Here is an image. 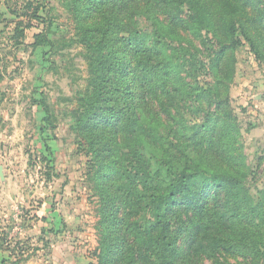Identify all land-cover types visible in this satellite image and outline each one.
Segmentation results:
<instances>
[{
  "label": "trees",
  "instance_id": "trees-1",
  "mask_svg": "<svg viewBox=\"0 0 264 264\" xmlns=\"http://www.w3.org/2000/svg\"><path fill=\"white\" fill-rule=\"evenodd\" d=\"M73 10L88 68L75 131L100 204L89 264H261L264 189L248 182L231 84L238 49L264 62V0Z\"/></svg>",
  "mask_w": 264,
  "mask_h": 264
},
{
  "label": "rangeland",
  "instance_id": "rangeland-1",
  "mask_svg": "<svg viewBox=\"0 0 264 264\" xmlns=\"http://www.w3.org/2000/svg\"><path fill=\"white\" fill-rule=\"evenodd\" d=\"M73 6L0 0V264L31 253L22 264L96 261L100 204L75 131L88 68ZM140 26L150 29L144 18ZM237 55L231 103L256 193L264 189V62L247 47Z\"/></svg>",
  "mask_w": 264,
  "mask_h": 264
},
{
  "label": "water",
  "instance_id": "water-1",
  "mask_svg": "<svg viewBox=\"0 0 264 264\" xmlns=\"http://www.w3.org/2000/svg\"><path fill=\"white\" fill-rule=\"evenodd\" d=\"M0 177H3L2 166L0 165Z\"/></svg>",
  "mask_w": 264,
  "mask_h": 264
}]
</instances>
